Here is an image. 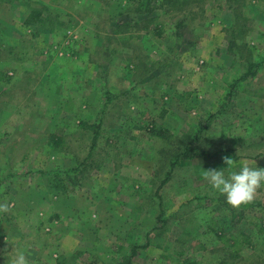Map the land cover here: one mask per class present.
Masks as SVG:
<instances>
[{"label":"rangeland","instance_id":"1","mask_svg":"<svg viewBox=\"0 0 264 264\" xmlns=\"http://www.w3.org/2000/svg\"><path fill=\"white\" fill-rule=\"evenodd\" d=\"M180 2L0 0V264H264V0Z\"/></svg>","mask_w":264,"mask_h":264},{"label":"clouds","instance_id":"2","mask_svg":"<svg viewBox=\"0 0 264 264\" xmlns=\"http://www.w3.org/2000/svg\"><path fill=\"white\" fill-rule=\"evenodd\" d=\"M225 164L226 167L204 171L212 189L223 195L233 207L251 202L257 190L264 186V167H252L245 161L237 165L229 157H225ZM10 264H28L25 251H16L10 257Z\"/></svg>","mask_w":264,"mask_h":264},{"label":"trees","instance_id":"3","mask_svg":"<svg viewBox=\"0 0 264 264\" xmlns=\"http://www.w3.org/2000/svg\"><path fill=\"white\" fill-rule=\"evenodd\" d=\"M170 3L174 2V3H181L180 1H182V3H184V6L188 3L189 0H168ZM242 1V0H240ZM186 3V4H185ZM243 5V4H241ZM42 21H44V17H43V10H34L30 15L27 16L25 23L27 25H37L39 23H42ZM234 37L236 38L237 35H235V33L233 32ZM249 64V65H248ZM248 70L247 72H245L243 74V79L247 78L248 75H256L258 74V72H260V68L262 67V65H264V60H262L261 62H256V63H252L251 61H248ZM253 68H256L255 70ZM80 127L84 130H88V129H93L94 132V136H93V146L94 143H96L98 136H99V128L100 126L98 124H90L88 122H80ZM93 153H90L89 156L87 157V159H89ZM177 164V161L174 162V165ZM90 165H88L86 162H81L79 164V169L80 170H86ZM137 251V247L132 248V252L129 256H124L123 260L117 261L115 263L112 264H133V259L132 257L135 255ZM188 260L186 259L185 262H187ZM187 264H193L191 261H188Z\"/></svg>","mask_w":264,"mask_h":264}]
</instances>
